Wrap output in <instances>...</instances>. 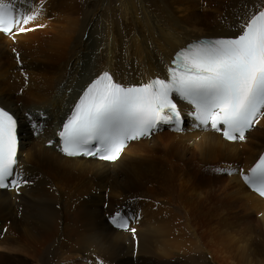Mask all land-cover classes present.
Returning a JSON list of instances; mask_svg holds the SVG:
<instances>
[{"label": "bare ground", "instance_id": "6f19581e", "mask_svg": "<svg viewBox=\"0 0 264 264\" xmlns=\"http://www.w3.org/2000/svg\"><path fill=\"white\" fill-rule=\"evenodd\" d=\"M159 1L16 0L21 13L37 18L26 26L31 31L0 32V105L19 119L18 171L30 183L0 189V247L11 251L0 264H44L47 248L63 264L92 258L114 264L109 252L133 251L132 236L124 242L109 223L120 213L129 225L126 208L140 217L138 227L130 224L135 257L147 255L138 264H264V199L242 178L264 151V116L243 141H228L186 115L190 106L177 99L185 113L182 131L163 125L128 141L115 161L60 150L57 132L92 79L104 71L126 85L166 78L178 49L200 38L239 35L241 22L264 10V0H206L202 25L211 29L201 31L182 27ZM41 112L45 127L34 131L25 113L40 119ZM103 177L113 187L108 198L116 197L106 210L102 191L90 182ZM63 189L72 191L67 198ZM72 198L65 215L71 226L64 227L59 207ZM16 240L34 247L10 245ZM133 252L132 258L124 252L127 261ZM193 252L196 257L186 256Z\"/></svg>", "mask_w": 264, "mask_h": 264}, {"label": "snow or ice", "instance_id": "6c2138e0", "mask_svg": "<svg viewBox=\"0 0 264 264\" xmlns=\"http://www.w3.org/2000/svg\"><path fill=\"white\" fill-rule=\"evenodd\" d=\"M36 18L21 13L16 0H0V32L31 31L26 26ZM238 31L236 36L205 38L179 49L166 78L126 85L104 71L71 105L57 132L61 150L70 157L115 161L129 140L150 136L163 125L182 131L185 113L177 99L190 106L186 115L199 124L222 132L229 141H243L246 131L264 116V11L242 21ZM25 116L34 131L44 129L43 112L40 119ZM18 134V117L0 107V189L30 183L18 171ZM242 178L264 196V154ZM112 222L128 227L127 217L120 213Z\"/></svg>", "mask_w": 264, "mask_h": 264}, {"label": "rangeland", "instance_id": "374dc122", "mask_svg": "<svg viewBox=\"0 0 264 264\" xmlns=\"http://www.w3.org/2000/svg\"><path fill=\"white\" fill-rule=\"evenodd\" d=\"M205 2H206V0H173V1L172 0H160L159 1V3L161 5L162 4L165 5L164 6L165 9L168 8L170 11L174 10L175 14L180 18L179 19L180 20L179 23H180V25L182 27L194 28V29L201 30V31H204V30L206 31V30L211 29V27H206V26L202 25V23H203L202 18H203L204 13L206 12V10H204L201 7V5H205L206 4ZM112 3H114V2H112ZM107 12L110 14L109 10ZM19 63H20V60H17V64H19ZM110 181L111 180L107 179L106 177L97 178V179H94V180L90 181L93 186L96 183L97 186H98V189H100V191H102L101 194H103V195H101V197H100V203L99 204L101 205V207L104 210H106L104 205H107L108 202L113 200V198H116V197L108 198V194L111 191V189L113 188V187L109 188L107 186ZM98 183H99V185H98ZM101 185H102V187H101ZM61 191L62 192L60 194H61V196L63 198H67L70 195V193L72 192L71 189H63ZM79 199H80L79 197L76 198L77 203L79 202ZM72 202H73V198L67 202V205L64 208L59 207L60 208L59 210H61V212L63 211L62 214L60 213V223L64 227H66L67 225L69 227L71 226L69 220L66 219L65 215L68 212V208H69L68 205H70ZM126 209H128V210H126ZM126 209H125V212L127 213V216L129 217V213L131 214V223H133V221H135V224L129 223L127 228H121V227H118L116 224L112 223V221H109V223H110V225H114L117 228V230L120 232L119 233V235H120L119 239H122V237H124L123 241L126 239L125 241L127 243H130V237L128 235L130 234L132 236L131 239L134 240V244L132 245L134 252L131 251L132 247L130 249H128L127 247H123V249L118 250L117 254H115L114 251H112V254L109 252V255H112L114 257L113 258L114 264H138L139 262H142L147 256V255L145 256L143 253H138V255L135 257V252H137V250H138L137 241H136V233L137 232L136 231H132L133 229L135 230L136 227H134L132 229L130 227H131V225H132V227L134 225L138 227L139 226V222H140L139 221L140 217L135 213V210H130L129 208H126ZM104 214L107 215L105 219H108V220L111 219L112 216H108L107 213H104ZM115 215H116V213H115ZM123 230H125V231H123ZM128 230H129V232H128ZM0 231H1V229H0ZM121 231H123V232H121ZM123 234H124V236H123ZM3 235H5V233L0 232V240L3 238ZM94 235H96V234H94ZM10 245H13L14 247H17V248L22 249V250H26L27 248H33L34 247L33 244H31V243H29L28 241H25V240H16V241H13V242L11 241ZM50 246H52V245H50ZM54 247H56V246H54ZM54 247H49V251L52 252ZM119 248H122V247H120V245H119ZM47 249L45 251H43V253H42V258L44 259V264H52V263L53 264H63V262L61 263L60 259H58L56 257H52L51 253H46ZM51 249H52V251H51ZM126 250L130 251L131 258H132V252H133V259H128V261H127L126 258H129V257H127V255L124 254V252ZM3 252L8 253V252H11V251H9L8 248H6V247H2L1 246L0 247V257H3V254H2ZM16 252L18 253V251H16ZM24 255H26V254H24ZM196 255H197V253L193 252V253H190V254L188 253L186 256L191 258V257H196ZM93 261H97V260L92 258L91 264H93ZM83 262H84V260H76V261H71V262L68 261L65 264H81ZM166 262H168V261H166ZM31 264H34V263H31ZM94 264H97V262H95ZM205 264H213V263L206 262Z\"/></svg>", "mask_w": 264, "mask_h": 264}]
</instances>
